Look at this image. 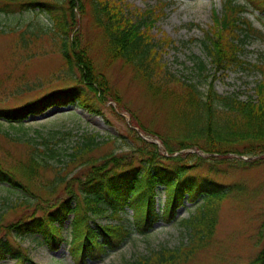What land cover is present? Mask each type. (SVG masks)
<instances>
[{
    "label": "trees",
    "instance_id": "trees-1",
    "mask_svg": "<svg viewBox=\"0 0 264 264\" xmlns=\"http://www.w3.org/2000/svg\"><path fill=\"white\" fill-rule=\"evenodd\" d=\"M29 2L32 6L45 8L49 13L52 20L49 34L52 32L53 38L58 40L53 43L55 50L66 61L68 72L73 74L76 70L80 73L79 86L70 91L47 94L22 108L0 110V120H5L11 128L24 127L26 120L33 116H42L54 107L65 108L76 104L93 114H99L100 110L92 103L91 94L103 102L111 98L118 105L121 103L120 95L117 94L116 99L110 82L98 71L90 49L81 39L79 20L74 13L76 9L81 16L90 13L93 26L102 30L107 59L112 62L123 61L133 70L136 78L146 84L148 93L168 108V130L163 135L156 130L146 129L162 143L163 149L141 139L137 134L134 136L133 143L138 148L131 156L137 164L131 156L128 160L126 156L118 157L114 153L100 161L89 158L83 162L87 171L82 176L68 182L67 176L57 177L55 186L52 185L49 190L50 183L38 181L37 178L42 175L41 170L46 165L33 157L30 164L22 163L12 169L19 175L20 182L0 172V184L9 183L38 200H43V197L39 194L34 196L30 184L41 182L44 191L51 193L49 197L55 196L56 186L60 184L65 186L67 196L58 207H54V211L47 212L43 204L37 202L36 207L42 211V215L31 217V222L21 217L16 223L6 226L1 224L9 212H16L17 208L30 209L33 205L29 199L15 203L5 214L0 212V231H4L0 239V262L11 259L14 264H37L29 257L28 250L22 247V242L29 235L38 234L44 242L57 249L66 242L77 264H87L108 250H118L133 234L146 235L152 230L161 189L167 197L164 211L167 219L170 216L172 219L186 197L195 204L194 212L188 219L181 221L182 228L187 232V241L174 248L161 246L128 264H184L208 250L215 240L221 203L234 191L222 190L209 181L201 185V190L196 193L197 185L193 182H181L189 165L187 163L205 162L202 156L188 153L187 150L200 151L211 157L234 154L251 159L264 156V65L254 66L263 78L254 90L256 98L242 101L235 95L221 96L213 83L203 93L199 85L185 76L179 77L165 64L161 52L174 41L167 37L158 38L153 32L156 23L166 15L163 12L166 4L141 10L133 9L124 0H63L56 8L52 3L40 4L42 2L37 0ZM250 7L264 15V0H246L244 4L224 0L221 12L213 10L212 25L204 32L203 44L211 64L218 70L226 72L236 67L247 70L248 64L243 59L247 41L256 35L264 40V31L256 29L246 16ZM24 45L27 48V44ZM196 66L202 77L206 70L204 61L199 60ZM138 126L145 129L143 124ZM6 135L9 137L8 133ZM85 139L87 143H77L73 153L69 154L71 162L83 160L97 145V138L88 136ZM180 152L183 153L175 155ZM56 157H59V153L51 150L49 158L56 160ZM262 161L264 157L251 163L245 162L243 166L252 167ZM165 163L178 166L172 171ZM237 192L241 194L242 191ZM195 195L200 196L199 202L194 201ZM130 210L134 212L135 223L129 226L121 224V217ZM101 216H107L115 222L103 225L96 223L95 219ZM68 221L69 235L66 237L62 231L65 229L64 223ZM256 236L257 245L264 243V218ZM9 237L18 241L14 243L16 247ZM250 264H264V248Z\"/></svg>",
    "mask_w": 264,
    "mask_h": 264
},
{
    "label": "rangeland",
    "instance_id": "rangeland-1",
    "mask_svg": "<svg viewBox=\"0 0 264 264\" xmlns=\"http://www.w3.org/2000/svg\"><path fill=\"white\" fill-rule=\"evenodd\" d=\"M37 1H41L40 4L52 3L55 8L63 2V0ZM235 1L239 4L246 2ZM124 2L133 9L141 10L158 8L161 4H166L163 8L166 15L156 23L153 33L158 38L167 37L174 41V44L161 52L170 71L179 77H187L199 85L203 93L207 92L209 85L213 83L221 96L235 95L242 101H248L251 97L256 98L254 90L263 78L254 66L264 65V40L259 35L251 37L246 43L243 59L248 64L247 70L243 67L226 72L218 70L211 64L206 54L203 44L204 32L212 25L213 10L221 12L224 0H124ZM0 8H5L0 10V110L22 108L47 94L70 91L79 86L80 73L76 70L73 74L68 72L66 61L55 50L53 43L58 40L53 38L52 32L49 34L52 20L45 8L32 6L29 0H0ZM248 10L246 16L254 27L264 31V15L252 7ZM74 13L79 20L81 39L90 49L95 66L110 82L116 99L117 94L120 95L121 103L118 105L111 98L108 99V103L103 102L96 98L95 94H91L92 103L100 110L99 114H93L89 109L76 104L64 110L55 107L42 116L30 118L26 120L24 127L11 128L5 120H0V172L20 182L19 175L12 169L22 163L30 164L33 157L42 165H46L41 170L43 179L41 176L37 178L38 181L50 183L48 190L52 185L55 186L54 181L57 177L67 176L68 182L82 176L87 171L83 162L89 158L100 161L114 153L118 157L126 156L129 160L138 148V145L133 143L136 134L153 140L155 137L147 130H156L163 135L168 130L166 119L168 108L163 106L161 100L148 93L146 84L136 78L133 70L123 61L112 62L107 59L108 55L103 49L105 42L102 30L93 26L90 13L81 16L76 9ZM69 20L72 21V18ZM24 43L27 44V48H24ZM199 60L204 61L206 66L202 77L196 66ZM139 124H143L145 129H141ZM58 131L59 133H55ZM6 133L11 138L7 137ZM88 136L97 138V145L83 160L71 162L69 154L73 153L77 143L80 145L87 143L85 138ZM51 150L59 153L56 160L49 158ZM131 157L137 164L135 158ZM255 158L257 157L239 158L229 154L203 157L205 162L187 163L189 165L181 182H193L197 185L196 193L201 190L199 188L201 185L204 186L203 184L209 181L214 182L222 190L234 192L221 203L220 220L212 246L184 264H250L264 248V243L257 245L256 236L264 218V161L252 167L243 166L245 162L256 161ZM165 165L172 171L178 166L170 163ZM30 185L34 196L39 194L43 200L42 198L38 200L9 183L0 184L1 214H5L15 203L25 202L26 199L33 205L30 209L17 208L16 212H9L1 224L6 226L16 223L21 217L25 219L24 221L31 222L35 215H42V211L36 207L37 202L42 203L48 212L54 211V207H58L61 201L67 198L65 186L60 184L56 186L57 192L52 197H49L51 193L48 190L44 191L45 189L41 187V182ZM237 191H242V195ZM158 194L156 203L158 216L155 218L152 231L144 236L140 233L133 234L120 249L108 250L87 264H128L141 256H147L151 250L161 246L174 248L186 242L187 232L182 228L181 221L188 219L194 212L195 204L186 197L184 204L178 208L172 219L170 216L168 220L164 213L167 203L165 191L161 189ZM199 199L200 196L195 195L194 201L199 202ZM134 218V212L129 211L121 217V224L129 226L134 223ZM95 220L102 225L115 222L107 216ZM64 224L62 234L67 237L70 221ZM3 235L4 231L1 230L0 239ZM9 239L16 247L14 243L17 244L18 241H15L14 237ZM22 247L28 250L29 257L37 264H77L66 242L57 249L52 244L44 242L41 235H29L23 240ZM0 264L14 262L7 259Z\"/></svg>",
    "mask_w": 264,
    "mask_h": 264
}]
</instances>
